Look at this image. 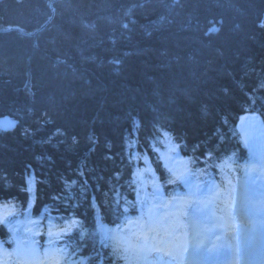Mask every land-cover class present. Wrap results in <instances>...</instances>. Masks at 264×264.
Returning <instances> with one entry per match:
<instances>
[{
  "label": "trees",
  "instance_id": "16d2710c",
  "mask_svg": "<svg viewBox=\"0 0 264 264\" xmlns=\"http://www.w3.org/2000/svg\"><path fill=\"white\" fill-rule=\"evenodd\" d=\"M51 1L0 0V119L16 121L0 131V214L21 232L28 219L44 233L80 220L68 242L93 264L99 247L87 233L115 227L116 191L120 207L135 202L129 182L145 165L132 152L147 154L166 197L186 189L166 183L165 132L196 170L232 153L234 168L250 161L236 122L247 111L264 121V0H57L46 22ZM8 236L0 226V240Z\"/></svg>",
  "mask_w": 264,
  "mask_h": 264
},
{
  "label": "snow or ice",
  "instance_id": "6c2138e0",
  "mask_svg": "<svg viewBox=\"0 0 264 264\" xmlns=\"http://www.w3.org/2000/svg\"><path fill=\"white\" fill-rule=\"evenodd\" d=\"M15 127L16 121H0V131ZM256 127L264 132V124H258L254 116L242 118L240 129L249 148L250 164L234 168L237 157L232 153L220 163L207 164L199 170L191 158L180 156L179 145L165 132L161 143L166 151L160 160L166 183H182L186 189L183 195L166 197L147 154L132 152L130 161H142L145 165L133 172L129 182L134 188L135 202L124 198L120 207L116 191L115 227L105 225L96 233H87L94 247H99L97 264H230L237 258L240 264H264V183L257 176L264 172V151L257 154L252 147L254 137L247 131ZM56 132L62 134L60 130ZM89 140L96 143L92 136ZM133 147L131 141H126V149ZM212 167L218 169L219 178L209 173ZM233 171L240 172L235 183ZM116 179H120L119 174ZM26 182L31 187L33 181ZM76 184L75 180L65 182V190L71 193L66 196L69 202L76 196L72 191ZM89 188L85 179L79 189L82 199ZM10 206L11 202L5 205ZM80 224V220L73 218L56 231L50 225L44 233L39 220L28 219L21 232L22 224L11 212L0 214V226L9 233L7 239L0 240V264H86L79 244L68 242ZM42 235H46L43 246L38 239ZM77 235L82 240L86 234L80 231Z\"/></svg>",
  "mask_w": 264,
  "mask_h": 264
},
{
  "label": "bare ground",
  "instance_id": "6f19581e",
  "mask_svg": "<svg viewBox=\"0 0 264 264\" xmlns=\"http://www.w3.org/2000/svg\"><path fill=\"white\" fill-rule=\"evenodd\" d=\"M52 7H50V12H51V16H50V19H51V17L54 15V12H55V8H54V6H53V4L51 5ZM50 19H49V21H50ZM48 21V22H49ZM41 26H43V24L41 25ZM41 26L38 28V29H36L35 31H34V33L35 32H37L38 30H41L42 28H41ZM255 117L256 118V122H258V124H263L262 122H261V120H260V118H259V116L256 114V113H247V114H243V115H240L239 116V119H238V128L240 129V125H241V122H242V118H244V117H248V118H251V117ZM249 122H251V120L249 121ZM250 129H247V131H249ZM254 131L255 132H257L258 133V136H260V138H261V134L264 136V132H262L261 131V129L259 128V127H256V128H254ZM240 132L242 133V136L244 137V133L241 131V129H240ZM259 140V139H258ZM257 139L256 140H254L253 141V145H252V147H254L257 151H259V152H261V151H264V148L260 145L261 143H260V140L258 141ZM253 148V149H254ZM53 204H55L56 202L58 203V201L56 200V202L54 201H51ZM66 204H69V202H67L66 200H64V201H60V203H58V205L60 206V207H63V206H65ZM56 205V204H55ZM54 205V206H55ZM57 207V206H56ZM55 208V207H54ZM67 208V207H66ZM51 212H53V213H55V215H57L58 217L59 216H61V217H64L62 214H64V213H67V214H74L75 216H78V217H80V218H82L83 216L82 215H80L79 214V212L77 211V210H75V209H72V211H70L69 209H60V210H57V208H55V209H51ZM230 264H240V260H239V258H237L235 261H233V262H230Z\"/></svg>",
  "mask_w": 264,
  "mask_h": 264
},
{
  "label": "rangeland",
  "instance_id": "374dc122",
  "mask_svg": "<svg viewBox=\"0 0 264 264\" xmlns=\"http://www.w3.org/2000/svg\"><path fill=\"white\" fill-rule=\"evenodd\" d=\"M55 1H57V0H52L51 1V3H50V7H52L51 5L52 4H54L55 3ZM49 19H50V17L46 20V22H48L49 21ZM46 22H44V24L46 23ZM43 24V25H44ZM43 26H41V28H42ZM9 29H14L13 27L12 28H9ZM15 29H17L18 30V28H15ZM20 30H18L20 33H22V34H24V35H29L30 33H27V32H24L21 28H19ZM0 31H5L4 29H1ZM239 129V128H238ZM240 130V129H239ZM253 137H254V140H260V145L264 148V136L261 134V138H260V136H258V133L257 132H255L254 131V128H252V129H250L249 131H248ZM241 133V132H240ZM258 140V141H259ZM254 148V147H253ZM249 149V148H248ZM254 150L257 152V154H259L260 152L259 151H257L255 148H254ZM258 167V166H257ZM257 176H258V179H259V181L261 182V183H264V172H258L257 173Z\"/></svg>",
  "mask_w": 264,
  "mask_h": 264
},
{
  "label": "water",
  "instance_id": "95a60500",
  "mask_svg": "<svg viewBox=\"0 0 264 264\" xmlns=\"http://www.w3.org/2000/svg\"><path fill=\"white\" fill-rule=\"evenodd\" d=\"M18 30H20V29L18 28ZM1 121L8 122V121H11V120H10L9 117L4 116V117L1 118Z\"/></svg>",
  "mask_w": 264,
  "mask_h": 264
}]
</instances>
